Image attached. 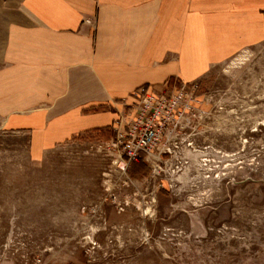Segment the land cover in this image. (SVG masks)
<instances>
[{"label": "rangeland", "instance_id": "1", "mask_svg": "<svg viewBox=\"0 0 264 264\" xmlns=\"http://www.w3.org/2000/svg\"><path fill=\"white\" fill-rule=\"evenodd\" d=\"M165 84L147 170L122 169L114 121L35 148L0 114V264H264V40Z\"/></svg>", "mask_w": 264, "mask_h": 264}, {"label": "crops", "instance_id": "2", "mask_svg": "<svg viewBox=\"0 0 264 264\" xmlns=\"http://www.w3.org/2000/svg\"><path fill=\"white\" fill-rule=\"evenodd\" d=\"M263 40L264 0H0V114L52 146L120 111L91 108Z\"/></svg>", "mask_w": 264, "mask_h": 264}, {"label": "built area", "instance_id": "3", "mask_svg": "<svg viewBox=\"0 0 264 264\" xmlns=\"http://www.w3.org/2000/svg\"><path fill=\"white\" fill-rule=\"evenodd\" d=\"M84 23L94 25V21L85 18ZM123 103L127 112L119 111L113 123V143L119 150V160L123 170L129 161H136L143 154V160L156 162L161 159L164 138L170 128L175 126L165 118L167 97L158 94L152 86L142 85L134 89ZM172 126L170 127V125Z\"/></svg>", "mask_w": 264, "mask_h": 264}, {"label": "trees", "instance_id": "4", "mask_svg": "<svg viewBox=\"0 0 264 264\" xmlns=\"http://www.w3.org/2000/svg\"><path fill=\"white\" fill-rule=\"evenodd\" d=\"M144 168H146V170H147V167L145 166V163L143 162V154H141L140 157L138 158V160L129 161L127 171L128 172L136 171V170H140V169H144Z\"/></svg>", "mask_w": 264, "mask_h": 264}, {"label": "bare ground", "instance_id": "5", "mask_svg": "<svg viewBox=\"0 0 264 264\" xmlns=\"http://www.w3.org/2000/svg\"><path fill=\"white\" fill-rule=\"evenodd\" d=\"M121 165V164H120Z\"/></svg>", "mask_w": 264, "mask_h": 264}]
</instances>
